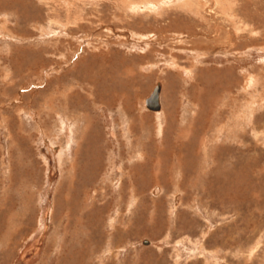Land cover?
<instances>
[{"label": "rangeland", "instance_id": "obj_1", "mask_svg": "<svg viewBox=\"0 0 264 264\" xmlns=\"http://www.w3.org/2000/svg\"><path fill=\"white\" fill-rule=\"evenodd\" d=\"M0 264H264V0H0Z\"/></svg>", "mask_w": 264, "mask_h": 264}, {"label": "bare ground", "instance_id": "obj_2", "mask_svg": "<svg viewBox=\"0 0 264 264\" xmlns=\"http://www.w3.org/2000/svg\"><path fill=\"white\" fill-rule=\"evenodd\" d=\"M161 84V86H162V88H163V85H162V83H160ZM161 96H162V90H161ZM160 96V101H161V109H162V97ZM70 104V103H69ZM67 106V105H66ZM70 107V106H69ZM161 109L160 110H158V111H152V112H159V111H161ZM78 110H79V108H78ZM151 111V110H150ZM184 146V145H183ZM176 153V152H175ZM92 155V154H91ZM174 155V154H173ZM91 158H92V156H91ZM179 159V158H178ZM180 160H181V158H180ZM97 161V160H96ZM77 168V167H76ZM91 174V173H90ZM183 174V173H182ZM154 177H155V175H154ZM135 182V181H134ZM154 194L155 195H158L159 194V189L157 188L155 191H154ZM68 197H70V196H68ZM64 199H66V198H64ZM70 201V200H69ZM70 203V202H69ZM65 204H67V203H65ZM85 219V220H84ZM72 221H74V219L72 220ZM90 219H89V217H86V216H84V214L81 212L80 214H76V221H74L73 223H74V225L78 228V227H80V231L82 230L83 232H84V230H87V229H92V225L90 224ZM73 224H72V228H73V226H74ZM71 226V225H70ZM70 229V228H69ZM94 229V228H93ZM79 244V243H78ZM81 244V243H80ZM71 249V248H70ZM71 250H73V249H71ZM84 250V249H83ZM71 252V251H70ZM84 257V256H83ZM87 257V256H86ZM64 262V261H63ZM85 263V262H84Z\"/></svg>", "mask_w": 264, "mask_h": 264}, {"label": "water", "instance_id": "obj_3", "mask_svg": "<svg viewBox=\"0 0 264 264\" xmlns=\"http://www.w3.org/2000/svg\"><path fill=\"white\" fill-rule=\"evenodd\" d=\"M161 90L162 86L160 83H158L151 95L146 99V108L151 111H158L161 109V101H160V96H161ZM148 244V242H145Z\"/></svg>", "mask_w": 264, "mask_h": 264}]
</instances>
